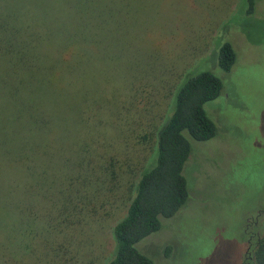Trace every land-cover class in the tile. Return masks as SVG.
Instances as JSON below:
<instances>
[{"label":"rangeland","instance_id":"1","mask_svg":"<svg viewBox=\"0 0 264 264\" xmlns=\"http://www.w3.org/2000/svg\"><path fill=\"white\" fill-rule=\"evenodd\" d=\"M45 1L52 5L56 0ZM72 3L76 0H67V26H62L67 38L76 30L68 32L75 22ZM35 6V15L43 17L48 7L42 1ZM99 11L107 22L102 42L92 50L79 45L83 57L67 64L81 61L80 72L57 78L64 88L52 103L40 93L43 87L35 103L45 109L61 98L57 103L67 108V117L57 123L67 125L68 169L82 164L67 170L68 215L72 204L86 205L81 222L67 229V264L110 260L112 227L124 215L128 189L152 151V140L138 145L135 137L161 123L185 76L203 70L223 82L221 95L205 105L216 136L191 143L183 170L187 202L137 248L153 264H246L251 263L246 252L253 236L249 256L256 264V246L264 234V0H254L251 11L246 0H100ZM222 41L236 54L227 74L216 65ZM5 78L0 72L1 84ZM37 80L48 84L40 75ZM6 95L0 87V174L7 171L6 149L18 124L10 123L20 113L8 107ZM110 157L127 160L114 178L112 170H104ZM50 199L55 201L50 194L39 201L49 205ZM91 207L95 214L87 216Z\"/></svg>","mask_w":264,"mask_h":264},{"label":"trees","instance_id":"2","mask_svg":"<svg viewBox=\"0 0 264 264\" xmlns=\"http://www.w3.org/2000/svg\"><path fill=\"white\" fill-rule=\"evenodd\" d=\"M36 1L48 7L43 10V17L35 15ZM41 1L0 0V72L6 76L0 87L7 91L8 107L20 112L10 123L18 124L16 129L12 127L14 132L10 130L15 137L9 139V162L3 172L5 179L0 182L2 264H67V229L81 222L86 206L72 204L73 214L67 213V170L82 167L73 164L68 169L67 125L57 123L67 117V108L58 106L60 97L55 105L45 109L35 103L43 88L46 91L40 93H47L48 103H52L55 94L64 88L62 83L57 84V78L64 80L76 69L77 74L80 72L81 61L74 66L67 62L77 55L83 57L79 45L89 44L92 50L93 45L102 42L107 22L101 21L100 0H76L70 5L75 22L70 23L68 32L76 30L73 37L67 38V27H62L67 26V0H56L52 5ZM246 3L251 11L254 0ZM106 16L111 19L110 14ZM78 22L82 23L80 29ZM216 55L217 68L229 73L236 62L232 45L222 41ZM39 75L48 84H39ZM222 90V79L211 71L185 76L161 123L149 125L135 137L138 145L152 140V151L128 189L124 215L112 227L114 247L105 264H153L137 245L157 233L162 221L174 217L187 202L183 170L191 154V143H204L216 136L205 105L217 99ZM126 161L105 159L104 170H112L114 178L115 170L120 172ZM86 165L89 167L90 162ZM48 194L55 201L50 199V204L44 205L40 199ZM91 214H95L94 207L88 209L87 216ZM255 261L264 264V234L256 246Z\"/></svg>","mask_w":264,"mask_h":264},{"label":"flooded vegetation","instance_id":"3","mask_svg":"<svg viewBox=\"0 0 264 264\" xmlns=\"http://www.w3.org/2000/svg\"><path fill=\"white\" fill-rule=\"evenodd\" d=\"M261 215V212H257V217ZM255 237H258V234L255 235ZM253 239V236H251L249 238V241H248V245H247V252L246 254L248 255V259L251 261V263H246V264H253V261L251 260V256L250 255V250H251V247H252V244H251V240Z\"/></svg>","mask_w":264,"mask_h":264}]
</instances>
